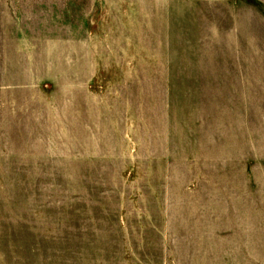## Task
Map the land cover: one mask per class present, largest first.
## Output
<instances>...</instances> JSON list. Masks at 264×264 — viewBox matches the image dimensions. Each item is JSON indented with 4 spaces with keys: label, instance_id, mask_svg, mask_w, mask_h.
Returning <instances> with one entry per match:
<instances>
[{
    "label": "rangeland",
    "instance_id": "rangeland-1",
    "mask_svg": "<svg viewBox=\"0 0 264 264\" xmlns=\"http://www.w3.org/2000/svg\"><path fill=\"white\" fill-rule=\"evenodd\" d=\"M0 264H264V0H0Z\"/></svg>",
    "mask_w": 264,
    "mask_h": 264
}]
</instances>
